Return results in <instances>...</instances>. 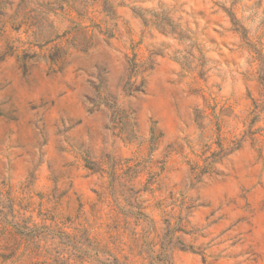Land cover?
I'll list each match as a JSON object with an SVG mask.
<instances>
[{
    "label": "clouds",
    "instance_id": "1",
    "mask_svg": "<svg viewBox=\"0 0 264 264\" xmlns=\"http://www.w3.org/2000/svg\"><path fill=\"white\" fill-rule=\"evenodd\" d=\"M0 264H264V0H0Z\"/></svg>",
    "mask_w": 264,
    "mask_h": 264
}]
</instances>
